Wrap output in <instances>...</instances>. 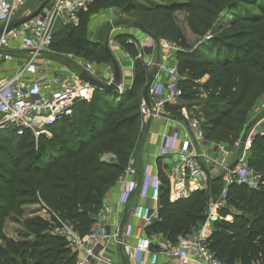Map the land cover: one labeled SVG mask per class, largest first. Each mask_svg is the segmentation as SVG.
Listing matches in <instances>:
<instances>
[{
    "label": "trees",
    "instance_id": "trees-1",
    "mask_svg": "<svg viewBox=\"0 0 264 264\" xmlns=\"http://www.w3.org/2000/svg\"><path fill=\"white\" fill-rule=\"evenodd\" d=\"M104 1L93 0L90 5ZM149 1L146 5L141 0H112V5L125 13L153 14L154 19L169 24L174 11L195 10V0ZM246 3L254 6V13L233 11L231 24L238 29L218 39L214 56L192 49L179 31L176 34L177 70L183 77L180 99L190 101L194 95L205 94L200 124L210 139L218 129L237 138L247 121V111L240 108L247 92L254 84L264 92V1ZM83 15L79 14L75 25H61L51 48H57L56 39L62 38L86 58L109 60L102 43L88 39ZM115 39L134 59L130 88L121 93L95 89L89 101H79L71 115L49 126V138H36L25 130L15 139L12 131L0 130V264H75L76 253L57 229L61 223L81 235L92 229L106 189L123 173L138 147L143 134L138 132L142 123L139 102L148 73L137 58L132 37L119 33ZM180 107L168 104L166 108L178 116ZM105 152L110 157H102ZM247 152L248 165L260 173L261 184L258 189L228 186L227 207L218 209L221 221L209 238V248L228 264L264 260V133L251 137ZM156 167L160 181L157 216L145 226L144 234L174 241L203 221L207 201L220 193L222 181L219 176L209 178L206 188L172 200L170 179L159 158ZM27 204L41 205L48 219L24 217L22 238L6 235L5 220L12 214L22 217Z\"/></svg>",
    "mask_w": 264,
    "mask_h": 264
},
{
    "label": "built area",
    "instance_id": "built-area-1",
    "mask_svg": "<svg viewBox=\"0 0 264 264\" xmlns=\"http://www.w3.org/2000/svg\"><path fill=\"white\" fill-rule=\"evenodd\" d=\"M26 1L0 0V25L30 13V10L22 9ZM92 2L47 0L38 14L0 36V63L12 59L17 61L12 74L0 77V130H10L16 137L25 130L34 137H50L49 126L71 115L79 101L91 99L96 88L82 79V73L102 83L113 81V70L109 73L99 70L89 61L76 58L73 53L64 56L72 61L76 70L73 71L67 64L61 67L65 74L62 76L47 68L45 56L52 52L55 28L77 24L80 11ZM11 39H19L20 43H9ZM165 45L161 48L164 51L162 58H152L155 49L153 40L137 54L147 73L153 67L157 70L148 93L149 106L142 97L139 102L141 121L165 116L167 105L177 103L181 98L179 83L183 77L178 73L175 56L180 47ZM159 74H163L165 79L160 80ZM124 91L122 87L117 90L119 93ZM173 119L177 123L176 127L161 136L157 151L158 157H169L171 161L169 179L172 200L187 198L192 191L206 188V181L212 178L210 167L215 163L221 164V175L217 176L222 180V188L216 197L208 199L203 221L188 234L177 235L174 241L166 239L162 243L148 237L140 238L132 249V259L136 264H163L160 258L176 264H228L209 248V238L216 223L221 221L218 209L227 207L225 194L228 186L245 185L258 189L261 184L260 173L248 165L245 155L252 135L249 132L243 143L245 152L227 163L222 156L226 154L223 145L206 137L198 118H190L181 112L178 116L174 115ZM125 171L126 174L134 172L131 161ZM141 184L151 190V196L157 197L160 184L157 175L143 173ZM132 213L144 220L145 225L157 216L145 205L136 206ZM112 215V207L102 205L92 229L84 235L66 223H61L57 232L65 237L72 251L93 257L110 238L116 241L119 219L112 224ZM152 245L155 249L151 248ZM75 264H83V259L77 260ZM253 264H264V260Z\"/></svg>",
    "mask_w": 264,
    "mask_h": 264
},
{
    "label": "rangeland",
    "instance_id": "rangeland-1",
    "mask_svg": "<svg viewBox=\"0 0 264 264\" xmlns=\"http://www.w3.org/2000/svg\"><path fill=\"white\" fill-rule=\"evenodd\" d=\"M148 1L149 0H141V2L146 5L150 3V1ZM167 1L181 2L182 0ZM246 1L251 0H195L194 12L191 13L186 10L174 11L172 14L173 20L171 24L160 21L159 19H154L153 14L146 15L138 11L125 13L120 7L113 6L112 0L90 5L87 7L86 11H84L83 17L86 24L88 23V19L91 18L92 20V28H89L90 32H88L90 39L98 40L101 43L110 37L111 32L108 30L110 23H112L115 27L124 25L135 27L137 29L139 27H137L134 23H142L146 26V30H150L153 42H155L156 47L159 48V50L155 48L156 52L152 56L153 59H157V56L158 58H162L164 51L161 48L166 46L165 43L178 46V39L176 37L178 31L182 34L192 49H198L204 53H208L210 56H214L215 51H217L215 43L218 42V39H221L223 35L234 32L238 29V26H233L231 24V15L233 11L235 10L241 14L254 13V6L249 5ZM263 1L264 0H260V2ZM38 6V0H27L22 9L34 11L38 8ZM95 18H98L99 20L103 19L104 21L96 28V30H91L95 27L93 23ZM150 26H153V28L150 29ZM57 48L60 52H62V55L66 53H74V50L69 43H59ZM62 55L56 56L54 54H49V60L63 62ZM84 61H89L99 70H105L108 73L112 72L110 61L106 58H88ZM204 80L205 78H202L200 79V82H203ZM128 100L130 99L126 98V101ZM179 103L185 106V108L188 105L186 111L190 118L196 117L200 122L202 121L200 119V108L202 104H207V99L204 93L194 95L190 101L180 99L178 104ZM240 108L247 111V121L245 125L250 121H254L255 124H257L262 119L264 116V92L257 84H254L247 92L246 98L240 105ZM85 111H87V109H85ZM104 116L107 115L105 114ZM146 121L147 120L145 119V121L140 124L138 132L141 134L144 132ZM243 128L240 135L235 139L225 136L223 130L220 129L216 130L212 139L221 143L228 149V152L233 155V158H236L245 152L244 145L239 142ZM250 135L252 134L250 133ZM44 137L49 138L45 135ZM14 138L16 139L17 137ZM245 155L247 157L248 152H245ZM102 157L108 158L110 157V154L105 152L102 154ZM34 215H41L48 219V215L41 205L27 204L24 206V214L22 217L12 214L5 220L3 223L4 233L14 239L22 238L24 235V217Z\"/></svg>",
    "mask_w": 264,
    "mask_h": 264
},
{
    "label": "crops",
    "instance_id": "crops-1",
    "mask_svg": "<svg viewBox=\"0 0 264 264\" xmlns=\"http://www.w3.org/2000/svg\"><path fill=\"white\" fill-rule=\"evenodd\" d=\"M89 7V5L87 6ZM87 9V8H86ZM82 10L81 12L86 11ZM79 13V14H80ZM79 16V15H78ZM79 21V19H78ZM91 18L88 19L87 25V37L90 39L88 32L89 28H92V22ZM103 19H94V29L103 23ZM61 26H57L55 28V32L60 28ZM113 28V29H112ZM110 30V37L106 39L108 41V45L110 47L111 52L117 59L120 70H121V76L122 81L124 85H128L133 80V64L134 59L129 55L128 52L125 51V49L119 44V42L115 39V36L119 33L127 34L132 37L134 47L137 49V52L141 50V48L151 44L153 38L151 35L147 32H145L142 29H137L135 27H129V26H120L115 27L110 23L109 29ZM112 38V39H111ZM91 41L94 39H90ZM59 41V42H58ZM56 39L55 43H68L65 39ZM9 43H20L19 39H11ZM155 48L156 47L155 44ZM156 50L154 49L152 52V56L155 54ZM54 54L56 56H61L62 52L58 50V48H52V52L50 53ZM76 58L78 59H88L84 57L82 54H78L76 52L73 53ZM138 54V53H137ZM157 55V54H156ZM155 55V56H156ZM62 61H50L49 60V54L45 57L47 58V65L48 70L53 73L61 74L62 76H65V74L61 71V67L66 66L67 64L70 65V69L73 71L76 70L74 65L72 64V61L69 59H66L64 55H62ZM158 58V56H157ZM17 67V61L15 59L7 60L2 63H0V77L12 74ZM203 78L206 79V76ZM159 79L164 80L165 77L163 74H159ZM180 101V100H179ZM178 101V102H179ZM170 104V105H176L178 104ZM178 105H181L180 103ZM179 112H183L187 114L186 108L181 105ZM188 115V114H187ZM173 113L171 110L166 108L165 116L163 117H152L149 119H146L144 132L142 134L141 141L138 145V147L135 149L133 154L130 157V160L132 162V165L134 167V172L130 174H126V171L124 170L123 173L118 177V179L108 188L106 189L104 196H103V202L102 205H110L113 210V215L110 218V222L116 223L117 220L120 218L123 209L126 206L131 207V215L129 216V219L127 221V227L124 229V233L122 234L123 238V244L125 248V255H126V262L123 263L117 247V242L110 238L104 247L99 249L96 254L91 257H86L84 253H76V261L79 259H83V264H136L135 261L132 259V249L135 245H137L140 238L147 237L144 234V228H145V221L136 217L133 215L132 211L136 206L139 205H145L149 207L151 212L157 213V197L151 196V190L148 187H143L141 184L142 174L143 173H149L150 176L157 175V167H156V161L159 158L161 161V164L163 166L165 174L170 177V168H171V161L169 157L161 158L158 157L157 151L158 146L160 142V138L163 134L170 132L174 127H176V121L173 119ZM145 121V119L143 120ZM143 121H141L143 123ZM250 133L252 136L256 133H264V118L253 125L250 128ZM209 140H213L208 138ZM224 148V151L226 152L223 156V159L225 162L230 163L233 161V155L228 152V149ZM211 175L212 177H216L217 175H221V164L215 163L211 165ZM220 177V176H219ZM124 179V181H123ZM126 181V182H125ZM222 181V180H221ZM206 186L208 185V181H206ZM170 198L173 199V196L170 195ZM119 224V222H118ZM114 229V227L112 226ZM118 229V227H117ZM151 240L159 241L160 243L164 242L166 238L162 237L161 235H153L152 237H148ZM160 262L163 264H176L174 261H167L164 258L159 259ZM257 261H263V260H257ZM235 264H240L239 262Z\"/></svg>",
    "mask_w": 264,
    "mask_h": 264
},
{
    "label": "water",
    "instance_id": "water-1",
    "mask_svg": "<svg viewBox=\"0 0 264 264\" xmlns=\"http://www.w3.org/2000/svg\"><path fill=\"white\" fill-rule=\"evenodd\" d=\"M46 1L47 0H38L39 6L34 11H31L30 13H28L26 15L15 17L12 20L8 21L6 24H1L0 25V36L4 33L9 32L13 28L19 26L23 22L29 20L30 18H32L33 16L38 14L40 9L42 8V6L44 5V3ZM134 24L137 27L144 30L142 25L137 24V23H134ZM102 47L108 55V58H109V61H110V64H111V67L113 70V81L110 83H102L101 81L95 79L94 77H92L86 73L81 74L82 79L84 81L88 82L89 84H91L92 86H94L96 89L109 91V92H116L118 89H120V87H122L123 89L130 88L132 82L128 85L123 84L119 63H118L117 59L115 58V56L113 55V53L111 52L107 40H105L102 43ZM156 74H157V70L155 67H153L151 69V71L148 72L146 81H145L143 88H142V98L145 101V103L147 104V106H149V96H148L149 89H150L153 81L155 80ZM253 123H254V121H250L243 128V131H242V134H241V137L239 140L240 143L243 144L246 141V139L249 135V132H250V128L253 125ZM131 210L132 209L129 206H126L123 209V212L119 218V224H118V229H117L116 242H117L118 252H119L120 258H121L123 263L126 262V255H125V248H124V244H123L122 234L124 233L125 227H127V221L129 219V216L131 215Z\"/></svg>",
    "mask_w": 264,
    "mask_h": 264
}]
</instances>
